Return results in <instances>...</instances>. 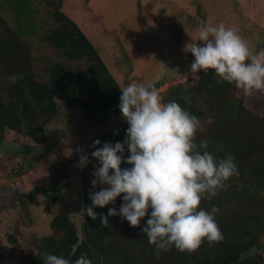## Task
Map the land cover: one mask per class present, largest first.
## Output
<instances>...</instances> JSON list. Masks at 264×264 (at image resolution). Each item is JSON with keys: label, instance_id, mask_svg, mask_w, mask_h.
<instances>
[{"label": "trees", "instance_id": "16d2710c", "mask_svg": "<svg viewBox=\"0 0 264 264\" xmlns=\"http://www.w3.org/2000/svg\"><path fill=\"white\" fill-rule=\"evenodd\" d=\"M64 1L42 0L52 25L44 28L43 41L56 58L43 71L46 80H41L36 72L33 43L24 37L21 27L14 28L7 19L9 13H14V20L29 15L33 0H0V145L12 136L26 144L45 145L51 125L78 109L92 127H99L108 119L98 120L100 113L111 108L115 114L120 111L121 85L87 34L62 10ZM169 101H176L199 118L202 128L197 132V142L209 140V151L218 158L229 153L235 157L239 175L233 176L227 189L216 198L201 203L206 210L213 206L219 209L215 218L223 234L221 242L212 246L205 242L191 254L173 248L162 251L157 258L155 247L142 232L147 217L137 228L120 216H109L108 225L101 224L100 214L107 215L112 207L119 211L122 196L114 205L94 208L96 220L84 214L81 240L71 219L72 207L64 195L71 187V179L68 165L62 162L50 166L49 188L37 187L17 198L29 222L31 206L40 197L46 200L48 210L54 212L50 234L35 242V253L15 249L0 252V264H43L45 252L63 255L72 262L83 253L92 264H263L264 92L253 91L246 96L234 84L214 79V70L207 74L201 70L195 79L166 90L162 102ZM127 127L94 136L93 144L96 140L101 141L97 147L105 142H122ZM35 154L32 149L24 152L16 167L18 171L14 172L17 177L34 170L42 157ZM128 154L126 149L125 155ZM86 155L89 163L83 170L79 167V172L84 206L91 207L90 190L99 191L102 186L92 187V173L99 162L91 154ZM121 167L130 165L123 163ZM8 239L13 245L17 242L16 235L11 234ZM251 251L255 253L249 255Z\"/></svg>", "mask_w": 264, "mask_h": 264}, {"label": "rangeland", "instance_id": "374dc122", "mask_svg": "<svg viewBox=\"0 0 264 264\" xmlns=\"http://www.w3.org/2000/svg\"><path fill=\"white\" fill-rule=\"evenodd\" d=\"M62 10L87 34L121 86L154 83L157 90H163L158 91L162 100L171 86L192 78L189 66L194 56L185 52L184 46L191 42V36L197 38L202 20L211 18L214 25L224 24L235 30L253 53L264 49V0H65ZM31 11L20 20H14V13L7 14V19L14 28L21 27L24 37L33 43L36 72L41 80H46L43 71L56 57L44 43L43 35L44 28L52 25L42 0H33ZM103 118L108 119L99 127H92L78 109L51 125L47 143L37 145L39 149L17 136L0 145V252L15 249L35 253V242L50 234L54 212L48 210L46 200L40 197L31 206L29 222L17 198L37 187L49 188L48 171L55 163L68 165L71 187L64 195L83 239L85 213L78 167L81 153L77 149L91 154L95 150L94 136L127 125L121 112L115 114L113 108L100 113L97 119ZM29 149L36 152L35 157H42L32 172L17 177L16 167ZM11 234L16 235L15 245L8 239Z\"/></svg>", "mask_w": 264, "mask_h": 264}, {"label": "clouds", "instance_id": "9594fccd", "mask_svg": "<svg viewBox=\"0 0 264 264\" xmlns=\"http://www.w3.org/2000/svg\"><path fill=\"white\" fill-rule=\"evenodd\" d=\"M194 60L190 73L195 79L203 70H214V79L234 84L244 95L253 91L264 92V49L253 53L244 39L224 24L214 25L211 18L202 20L197 38L184 46ZM119 109L128 125L122 142L94 141L91 153L98 162L94 166L90 190L91 207L83 212L91 219L98 218L94 208L115 204L122 196L119 211L109 209L100 214L103 226L109 216H120L133 228L147 217L142 228L148 243L155 247V255L175 248L181 253H195L205 242L209 246L223 240L216 221L219 209L201 207L211 201L227 182L239 175L235 157L226 154L216 157L209 151L210 141L197 142L202 128L198 117L185 110L176 101L162 102L154 83H129L120 86ZM223 146L221 145V148ZM129 153L125 155V152ZM78 167L83 170L89 163L83 149ZM126 163L130 167L122 168ZM39 256V254L36 252ZM43 264H92L86 254L74 262L63 255L45 252Z\"/></svg>", "mask_w": 264, "mask_h": 264}, {"label": "built area", "instance_id": "2783aa9c", "mask_svg": "<svg viewBox=\"0 0 264 264\" xmlns=\"http://www.w3.org/2000/svg\"><path fill=\"white\" fill-rule=\"evenodd\" d=\"M158 91H161L162 92L163 90L162 89H159Z\"/></svg>", "mask_w": 264, "mask_h": 264}, {"label": "crops", "instance_id": "0c3cea01", "mask_svg": "<svg viewBox=\"0 0 264 264\" xmlns=\"http://www.w3.org/2000/svg\"><path fill=\"white\" fill-rule=\"evenodd\" d=\"M111 118V117H110Z\"/></svg>", "mask_w": 264, "mask_h": 264}]
</instances>
